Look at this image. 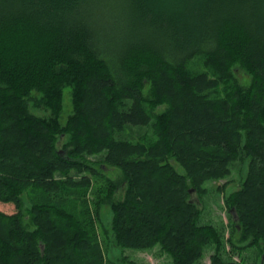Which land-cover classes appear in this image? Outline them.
<instances>
[{
  "label": "trees",
  "instance_id": "16d2710c",
  "mask_svg": "<svg viewBox=\"0 0 264 264\" xmlns=\"http://www.w3.org/2000/svg\"><path fill=\"white\" fill-rule=\"evenodd\" d=\"M135 127L157 139L121 137ZM241 160L230 243L264 249V0H0V264H138L125 249L157 246L164 264L208 246L238 264L199 222L204 183Z\"/></svg>",
  "mask_w": 264,
  "mask_h": 264
},
{
  "label": "rangeland",
  "instance_id": "374dc122",
  "mask_svg": "<svg viewBox=\"0 0 264 264\" xmlns=\"http://www.w3.org/2000/svg\"><path fill=\"white\" fill-rule=\"evenodd\" d=\"M190 69L193 73H199L204 70L203 62L200 58L196 59L190 64ZM244 85H249L251 83L250 75L246 72L240 71L236 73V78ZM147 107H149L147 105ZM86 108V105H85ZM73 104L71 97V90L69 88L64 90V114L62 121L65 122L66 118L73 113ZM162 111L166 110V106L163 105ZM122 138H126L130 141L142 140L146 143H153L157 137L154 131L150 127H135L133 129H128L125 133L121 135ZM101 155L91 157L92 161H97ZM249 160L247 161H236L230 168L232 173L221 179V180H208L204 183L203 188L205 193L202 195V200L204 202L202 215L200 218V224L206 225L210 224L216 227L222 232L224 241V258L227 261H234L238 264H259L264 254V249L262 246L257 245L251 248H240L235 249L230 243V239L234 237L235 231L233 230V219L232 214H230V207H228L229 197L238 190L237 185L241 183L248 174ZM177 170L182 173L183 169L176 165ZM113 173H117L114 171ZM73 175L79 179L80 175L73 173ZM116 175V174H113ZM111 174V176H113ZM90 196V192L88 193ZM14 208L12 204H4L0 202V211L9 212L10 209ZM11 212V211H10ZM112 213L109 210L104 211L103 219L105 224H107L109 219H111ZM234 218V217H233ZM245 245V244H243ZM215 253L214 246H208L204 250V256L200 260V264H210L211 256ZM120 251H115V256L119 255ZM125 255L129 256L133 262L138 264H164L172 261L170 255L161 250L160 246L155 247L149 251H140L135 249H125Z\"/></svg>",
  "mask_w": 264,
  "mask_h": 264
},
{
  "label": "water",
  "instance_id": "95a60500",
  "mask_svg": "<svg viewBox=\"0 0 264 264\" xmlns=\"http://www.w3.org/2000/svg\"><path fill=\"white\" fill-rule=\"evenodd\" d=\"M189 192H190V195H191L190 202H192V203H198L199 202V199L197 197V191H196V189H191ZM231 214L234 217V220L237 222L238 221V215L236 213L235 208H232L231 209ZM263 260H264V257H263L262 261Z\"/></svg>",
  "mask_w": 264,
  "mask_h": 264
}]
</instances>
